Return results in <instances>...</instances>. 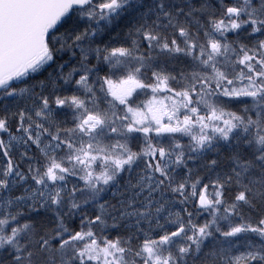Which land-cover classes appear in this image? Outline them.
<instances>
[{
    "label": "snow or ice",
    "instance_id": "obj_1",
    "mask_svg": "<svg viewBox=\"0 0 264 264\" xmlns=\"http://www.w3.org/2000/svg\"><path fill=\"white\" fill-rule=\"evenodd\" d=\"M0 264H264V0H0Z\"/></svg>",
    "mask_w": 264,
    "mask_h": 264
}]
</instances>
